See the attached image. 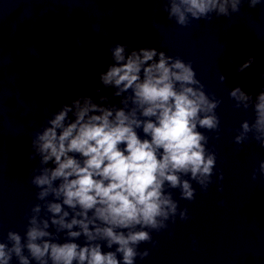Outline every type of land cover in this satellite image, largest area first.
<instances>
[{
    "label": "water",
    "instance_id": "water-1",
    "mask_svg": "<svg viewBox=\"0 0 264 264\" xmlns=\"http://www.w3.org/2000/svg\"><path fill=\"white\" fill-rule=\"evenodd\" d=\"M165 2L0 0V242L10 246L5 241L9 229L23 241L25 213L33 203H41L45 214L30 183L32 169L39 167L38 157L29 158L31 137L61 103L81 94L96 97L97 73L111 62L109 46L120 42L156 47L191 61L205 91L221 101L215 110L219 135L199 129L208 136L206 147L216 152L212 182L204 191L192 181L196 191L191 201L181 198L179 189H167L178 210L187 209V219L177 214L167 228L152 231L156 243L138 245L148 255L137 257L136 264H264V177L258 171L264 147L251 132L236 144L241 121L251 123L254 113L251 106L234 107L228 95L240 85L255 96L264 85L257 77L264 71V0L253 7L241 0L237 12L190 18L184 26L167 17ZM249 56L253 63L236 71ZM101 91L111 96L113 89L101 86ZM120 99L112 97V102ZM48 230L56 231L51 224ZM55 238L66 239L63 231ZM77 241L83 243V237ZM100 243L104 251L115 249ZM23 254L28 255L26 248ZM29 262L37 264L30 256ZM9 264H18L15 255Z\"/></svg>",
    "mask_w": 264,
    "mask_h": 264
},
{
    "label": "clouds",
    "instance_id": "clouds-1",
    "mask_svg": "<svg viewBox=\"0 0 264 264\" xmlns=\"http://www.w3.org/2000/svg\"><path fill=\"white\" fill-rule=\"evenodd\" d=\"M261 2L248 0L250 7ZM240 4L166 0L163 8L169 19L184 26L190 18L228 16ZM108 52L111 62L97 73L96 97L81 94L61 103L31 137L29 158L38 157L39 167L32 169L30 183L45 214L41 203L31 205L23 241L17 231H7L5 241L11 243L0 242V264H9L13 255L18 264H30L29 256L37 264H136L137 257L148 255V249L139 251L138 245L156 243L152 231L167 228L166 222L177 214L187 219V209L178 210L167 189H179L180 197L191 201L196 191L192 181L204 191L212 182L216 152L206 147L208 136L199 129H219L215 110L221 101L205 91L192 62L156 47L120 42ZM254 59L249 56L236 71ZM257 77L264 79V71ZM101 86L111 87V96ZM228 95L234 107L251 106L254 113L251 123L241 121L233 137L236 144L251 132L264 147V85L255 96L240 85ZM112 97H121L119 104ZM258 171L264 177V160ZM49 194L52 198L46 199ZM61 231L66 237L62 242L55 238ZM81 236L83 243L77 241ZM100 241L115 249L102 250ZM25 248L28 255L23 254Z\"/></svg>",
    "mask_w": 264,
    "mask_h": 264
}]
</instances>
